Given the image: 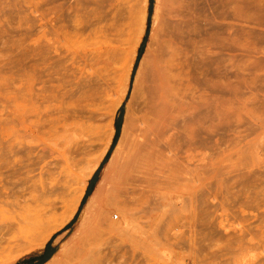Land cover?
Segmentation results:
<instances>
[{
  "label": "rangeland",
  "instance_id": "obj_1",
  "mask_svg": "<svg viewBox=\"0 0 264 264\" xmlns=\"http://www.w3.org/2000/svg\"><path fill=\"white\" fill-rule=\"evenodd\" d=\"M148 11L149 0H0V172L10 161L25 168L16 167L9 182L5 173L0 176V218L12 219L0 222V252L15 240L18 222L43 216L32 240L36 246L3 254L0 264H43L61 246L74 250L75 264H230L239 245L249 246L253 238L264 243V0H152L149 22ZM88 18L94 33L86 40L89 31L74 29ZM173 22L182 27L166 57V138L174 161L163 158L121 176L105 211H90L84 227L74 216L44 244L43 233L74 206L90 167L108 160L113 128L132 130L143 115L149 75ZM91 48L93 70L86 74L72 132L58 128L53 141L58 156L47 154L40 166L14 156L10 144L24 133L10 114L15 99L28 111L38 90L50 95L51 86L80 78L73 59L80 61ZM24 118L29 125L35 121L33 113ZM40 167L51 174L44 191L37 183ZM222 210L228 230L217 226ZM230 224L244 235L236 226L229 230ZM262 255L255 264L264 263Z\"/></svg>",
  "mask_w": 264,
  "mask_h": 264
},
{
  "label": "bare ground",
  "instance_id": "obj_2",
  "mask_svg": "<svg viewBox=\"0 0 264 264\" xmlns=\"http://www.w3.org/2000/svg\"><path fill=\"white\" fill-rule=\"evenodd\" d=\"M89 18H91V17H89ZM89 18H88V20L86 19L87 21L84 23V25H82V26L80 25V27H78V25H76L75 26L76 29H74V31L77 30V32H81V33H85L87 31H89L87 34L86 40L91 39V36L94 33L92 30V26L94 27V23H93L94 21L91 22V20H89ZM100 20H101V18H98L96 20V22L98 23V21H100ZM144 21H145V17L143 16V18H142L143 24L145 23ZM154 22H155V20H154ZM152 25H153V21H152ZM172 28H173V30H172L173 32H172L171 36L169 37L168 43L161 49V51L159 49L160 47L158 48L160 52L156 56V59L153 63L152 70H151V73L149 75V80H148V83H147L146 89H145V97H144L145 98V108L143 110V115L140 118L134 120L132 130H129L128 125H124V124L121 125V131L119 133V138L116 140V143L114 142L115 144L113 146V151H111V153L109 154L108 160L101 165L98 180L96 181L94 188H93L92 192L90 193L89 197L87 198V201L83 205L81 211H79V216L76 218V223H81L82 227H84L86 225L87 220H86L85 216L90 211L94 210V211H98V212H103L108 208L109 203H108L107 198L110 194V191L113 187L114 182L118 178H120L123 175L139 172L140 170H142L143 168H145L149 164L156 162V161H160L161 159L163 160V158L168 157L169 159H171V160L173 159L172 161H174V158L176 157V153L174 152L175 149H172L169 146V144L167 142V138H166L168 136V134H170V133H168L169 132V129L167 126V118L168 117H167V111H166V107H165V104H167V103H165V100H166L165 95L167 93V82H168L167 70H168V66H169V65L167 66L168 61H166L167 60L166 57H168L169 54L173 52V49H174L176 42H177V39L182 34L181 33L182 27L176 26L175 23L173 22ZM97 33H101L103 35L102 38H105L103 32H97ZM81 35L83 36V34H81ZM140 35L142 36L143 33ZM166 36H167V34H166ZM168 36H169V34H168ZM140 38H139L138 43L136 45V50L139 47ZM63 40H64V38H63ZM196 41H198V40H196ZM53 45L51 44L52 48H53ZM101 50L105 51L106 49H104V48L103 49L102 48L97 49V51H101ZM136 50H135V53L133 55L131 63L133 62V59L135 57ZM204 52H205V50H204ZM216 52H217V50H216ZM92 54H93L92 48L89 50L84 49L83 54L80 57V61L76 62V60L73 59L72 65L75 67L73 70H74V72H76L80 76V78H77L75 76L73 78L72 82H66L67 83L66 85L60 84V86L59 85L58 86H51V88H49L50 89V91H49L50 95H45L43 89L38 90V92H36V94H35L36 95V99H35L36 103H33L31 106L29 104L28 106H30V108L28 111H25L26 109L24 110L23 107L18 103V99H15L16 101H14L15 102L14 112H13V114L12 113H10V114L13 115L15 126L19 127L24 133H23V136L21 138L18 137L17 139H15V142L13 144H10L11 149H16V151L13 152L14 156L21 155V158H24V160L30 159V160H32L33 164H36L39 166L42 164V161L45 159L47 154L50 158L54 157L55 154H56V156H58L57 155V152H58L57 148L58 147H57V144L53 143V141L55 140V138L57 136L58 128H61L60 130L64 133L72 132V129L70 126L73 124L72 122H74V120L76 118V114H77L76 109H77L78 104H79V98H81L82 95L85 93L86 74L92 72V70H93L92 57H91ZM200 54H201V52H200ZM142 58H145V57H142ZM172 59H173V57H172ZM142 63H143V61H142ZM140 72H141V64H139V66H138V69H137V72H136V75L134 78L135 79L134 84L137 82L139 75H141ZM146 79H147V77H146ZM53 81L61 82L62 79H53ZM169 89H171V88H169ZM136 91H137V89H136ZM166 98H167V96H166ZM31 102H32V100H31ZM36 105H37V107H35ZM24 106H26V105H24ZM27 113H33L34 114L35 121L31 122L30 125H29V123L27 124L28 119L24 118V115H26ZM69 121L71 123H69ZM12 122H13V120H12ZM2 123L0 122L1 125H2ZM6 123H8V121ZM5 126H7V125H5ZM15 126H14V128H15ZM46 126H47V130H45ZM16 132L17 131H15V133ZM18 133L21 134L20 131H18ZM114 133L116 134V131L113 128L110 142L112 141V137H113ZM12 135L14 136V134H12ZM44 135H47L46 139L43 138ZM1 136H2V134H1ZM8 136H9V134H8ZM17 136H19V135H16L14 137H17ZM8 153H11V151L9 150ZM173 153H175V154H173ZM10 164H11V161L7 164L5 163V165L3 167V169L5 170L4 173L6 174L3 178L4 180H8L9 177L15 173L16 167L18 168V170L25 169L24 163L22 161H19V162L16 161V163H12V165H10ZM98 164H99V161H96L90 167V170H89L90 175H89L88 180L82 181L84 188L82 189L81 194H79L80 195L79 198H77V200H75L74 206L70 209V211L62 219V221L59 223V225H57L56 227L49 229L43 233L44 244H46L48 241H50V239L53 236V233L55 231L65 227L69 222L72 221L74 216H76L78 208L80 207L81 200H82V198H83V196L87 190V187L89 185V181H90L91 177L93 176V174L95 173V171L97 170ZM50 165H51V162L47 163L45 165L44 169L47 168V166L50 167ZM44 169H43V167H40L38 175H37V179H38L37 183H38L39 189L41 191H44L46 189L47 182H49L50 175H51L47 171V169H46V172L44 173ZM4 173L0 172V176L3 175ZM46 175H49L47 180L45 178ZM8 182H9V180H8ZM212 200L217 201L215 199V197ZM5 205L10 206L9 203H5ZM86 206H88V207H86ZM222 211H221L222 214H220L221 217H219L220 215L218 216L219 221L217 222V224H218L217 226H219V228H223L225 230H228V228H227L228 227L227 224H229V222L227 221L228 217L226 220H225V217H223V216H225L223 213H227V212H225V211L222 212ZM237 211H239V210H237ZM251 211L253 212V210H251ZM1 213L7 214L8 212L6 210H4ZM248 213H251V212H248ZM241 214L242 213L240 212V215ZM233 217H235V216H233ZM1 218H0V222L3 221V224H4V222H7V221L9 222L12 220L11 217H8V216H3V217L1 216ZM42 218H43L42 215L36 213L33 215L32 219H25V220H22L21 222H18L16 224L17 235H15L16 236L15 237L14 236L15 233H14L13 237H12V238L15 237V240L12 242V244L8 243L9 245L7 246V248H5V249L2 248V250L3 249L4 250H3V252H0V254L2 253L0 256H3V254H13L15 252H20V251L24 250L25 246H33V248H34L36 245L34 244L35 242L32 243V240L35 237V232L38 228L40 221H42ZM228 220L230 221V219H228ZM223 223H226V224L224 225ZM234 224L237 225L239 223L238 222L236 223V221H235ZM236 225L230 224L229 230H231ZM238 227L241 228L240 226H238ZM236 228H237V226H236ZM233 230L235 231L236 229H233ZM239 230L240 229H238V231ZM78 231L80 232V229ZM249 231H248V233H249ZM240 232H241V230L239 231V233ZM243 232L244 231H242L241 233L243 234ZM246 235H248V234H246ZM249 235H250V233H249ZM248 239H249V237H248ZM253 240H255V239L253 238ZM253 240L250 241L251 244H252ZM58 241H59V239L56 238L53 245L57 244ZM32 244H34V245H32ZM251 244H249V246L244 245L245 247H243V245H239L237 248L238 252L235 253L237 255H233L232 259L230 258L231 259L230 264L231 263L232 264H255L254 262H255V260H257L258 256L264 254V243H262V244L258 243V245H256L255 243H254L255 245H253V244L251 245ZM76 247H77V249H80L79 243L76 245ZM73 251L74 250H72L71 252H68L66 250H63L62 246H61L43 264H75L74 259L71 258V256L73 255ZM231 252L232 251H230L229 253H231ZM233 252H235V250H233ZM222 256H224V255H222ZM11 257H12V255H11ZM229 257H231V256H229ZM13 258H14V256L11 259H13ZM261 259H263V257ZM259 261L261 262V260L257 261L258 264H259ZM6 262L7 261L5 260V263ZM85 262H86V260H85Z\"/></svg>",
  "mask_w": 264,
  "mask_h": 264
},
{
  "label": "trees",
  "instance_id": "obj_3",
  "mask_svg": "<svg viewBox=\"0 0 264 264\" xmlns=\"http://www.w3.org/2000/svg\"><path fill=\"white\" fill-rule=\"evenodd\" d=\"M151 12H152V0H149L148 22L150 21ZM147 35H148V30H147V32H146L145 38H144V40H143V42H142V44H141V47H140V49H139V52H138V55H137V58H136L135 65H134V67H133V71H132L131 78L134 76V73H135V70H136V66H137V64H138V62H139V59H140L141 50H142V47H143V44H144V41H145ZM123 106H124V105L121 106V109L123 108ZM115 129H116V134H115L114 141H113V144H112V147H111V148H113V146H114V144L116 143V140H117V138H118V135H119V132H120V130H119V125H117V127H116ZM114 142H115V143H114ZM110 150H111V149H110ZM109 153H110V152H108L107 156L109 155ZM105 159H106V158H105ZM99 170H100V167L96 170L94 176L92 177V179H91V181H90V184H89V186H88V188H87V190H86V192H85V195H84V197H83V199H82V201H81L80 208H79L78 212L76 213L75 219L77 218V216H78V214H79V211L81 210V207L84 205L86 199H87L88 196H89V193H90V191H91V188H92V186H93V183H94L95 179H96L97 176H98ZM49 245H50V244H49ZM49 245H48V246H49ZM29 263H31V262H29ZM29 263H28V264H29ZM44 263H45V262H44Z\"/></svg>",
  "mask_w": 264,
  "mask_h": 264
}]
</instances>
